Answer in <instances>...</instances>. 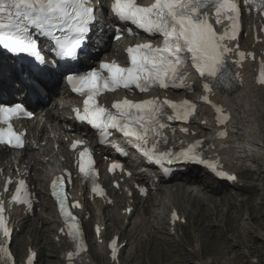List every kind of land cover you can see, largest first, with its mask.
Listing matches in <instances>:
<instances>
[{
	"label": "snow or ice",
	"instance_id": "1",
	"mask_svg": "<svg viewBox=\"0 0 264 264\" xmlns=\"http://www.w3.org/2000/svg\"><path fill=\"white\" fill-rule=\"evenodd\" d=\"M254 2V0H252ZM248 5L249 0H244ZM214 7L216 23L219 24L223 15L230 21L229 28L223 34H218L209 16L201 9ZM260 6L264 7V0ZM110 10L114 17L122 23H130L136 29L150 36L159 34L162 40L159 45L151 42L137 43L127 47L128 66H122L115 60L102 61L98 69H90L83 74H73L67 70V82L71 90L84 97L83 109H75V117L79 122L87 123L98 130L103 137L111 135L115 130L129 140L144 157L155 164L162 161L169 164L198 162L207 166L220 178L235 179L225 172L217 171V164L206 162L197 152L200 142L190 144L179 152L161 150L158 145L167 143V129L170 121L187 122L195 117L197 104L188 100L179 103L157 97L134 101L127 97L112 103L111 109L98 102V97L106 91L123 88L131 91H149L153 87L161 89H181L190 87L185 84L182 73L190 62L199 76L206 82L205 91H211L213 86L232 87L233 77L227 67V53L232 51L223 41L236 40L240 28L241 6L238 0H153L144 6L137 0H111ZM95 22L93 0H0V46L14 54H28L34 58L37 69L44 72L41 66L46 65L45 58L39 50L41 38H51L54 41L53 51L59 58L71 60L78 56V50L85 43ZM129 34L135 35L133 28L126 27ZM33 32L36 35H33ZM122 30L116 27L113 38L120 39ZM238 47V46H237ZM241 57L245 54L238 53ZM260 83L264 84V72ZM36 94H42L39 80L33 85ZM202 99L208 101V97ZM211 103V101H208ZM166 107L172 110L171 114ZM218 113V123L224 124L228 119L223 109L213 105ZM24 115L31 117L32 113L22 105L0 106V121L8 123L12 117ZM187 132L188 129H181ZM175 131L174 129L172 130ZM221 132L220 135H225ZM24 133L13 130L11 123L7 129L0 127V144L22 149ZM83 142L75 140L71 147L76 149ZM94 159L89 148L79 151V171L85 177H92V192L102 195V187L95 183L96 170ZM122 166L112 163L110 171ZM167 171V169L165 170ZM9 180L5 184L7 190ZM119 186V185H117ZM52 195L58 201L59 210L68 223V234L73 241H81L79 221L68 210L64 181L56 177L52 182ZM26 192L25 180L20 179L16 194L12 200L26 203L31 207V201L21 197ZM73 207L78 204L72 205ZM3 201H0V257L12 259L7 245L10 243L11 230L7 227ZM174 219L176 218L173 213ZM99 232V228H97ZM82 243L76 244V253L84 251ZM117 241L111 242V255L117 259ZM34 256V254H32ZM73 253H69V258ZM32 257H29L31 264Z\"/></svg>",
	"mask_w": 264,
	"mask_h": 264
},
{
	"label": "rangeland",
	"instance_id": "2",
	"mask_svg": "<svg viewBox=\"0 0 264 264\" xmlns=\"http://www.w3.org/2000/svg\"><path fill=\"white\" fill-rule=\"evenodd\" d=\"M250 73L251 72L245 73L241 83L243 92L237 94L235 106L238 111L236 114L242 116L243 128H250V126H252L257 135L262 136V134H264V118H261L260 115H264V96L259 93V90L253 89L255 84L254 87H252L249 82L245 80L246 77L252 75ZM243 119H245L246 123ZM253 161H247L246 164L253 168L255 172L242 173H245V176L249 177V180L253 183V185L251 184L253 187L248 186L246 189L247 192L241 194H237L230 188H223L224 191L227 190L231 192V195L229 196H231L234 203L232 201L233 205L229 202L228 204L226 202V204L221 203L222 207L219 208L218 217L214 218L215 215L212 216V219H217L218 228L216 227V230H212L214 227H209V221H207V219L201 223L200 218L197 216L199 211H203V206H207L209 210H212L213 208V203L207 199V196L213 194L205 189L206 195L204 201L201 203L199 202V205L190 204L189 199H186V195L176 193L174 187H171V193H166L165 196L167 197L168 202L166 201L164 206L166 207L172 202L173 205H178L182 212L187 216V222L179 232L178 240L167 235L166 231L165 233H162L164 230L163 228L159 230L160 232H157V228H153L154 230L152 231L150 222L146 225L142 224V226H138L137 228L133 218L129 225L124 228L122 221L117 222V213L110 210L108 213L113 217L111 218V222L108 221V226L110 227L108 231H112L114 227L118 228L121 231L122 239L128 240L131 244V249L124 250L123 248L113 264H178L179 259L184 257L189 258L191 255H194L195 257V264H264V231L259 228V226L264 228V156H260L257 161ZM38 167L40 168V171L35 177L38 178L39 183H42L44 180V172L53 168V163L47 162L45 165H38ZM40 179H42V181H39ZM221 187L222 186H220V188ZM254 187L257 190H253ZM38 189L42 195L44 206H40L35 217L45 218L48 222L45 220L44 222H47V224H41V220H39L34 226L37 228L43 226V228L41 229L42 231H37V233L34 232L35 229L33 230V228H30L29 226L26 227V229L20 234V237H17L14 243V248L19 254H23L25 245L32 240L31 245H35L40 249V253L42 254L40 258L42 260H47L44 264H61L57 251H55L51 244V236L54 233L52 213L50 209L47 208L49 205L43 198V186L39 185ZM190 192L191 191L189 190V193ZM188 196L191 197V194ZM212 197L214 202H220V195L217 194L216 197L215 195ZM193 199L194 198H192L191 201ZM141 208L142 207L139 205L137 212L140 213L142 211ZM158 212H160V209ZM155 215L157 216V211L155 212ZM146 217L147 220L152 219V213L149 212ZM123 222H125V220H123ZM247 227L255 233L253 234L254 236H252V233H250L251 236L246 234ZM210 231L214 232L211 233ZM150 236L151 238L148 239ZM152 236L155 237V239ZM253 237H259L260 242H257L255 245H261L262 247H260L261 249L256 254L249 253L250 250L244 245H241L237 252L230 250L231 246H233V248L235 247V249L238 248L236 247V240H246L247 243H249L247 245H252ZM101 250L104 249H96V247H94L90 253L95 258L97 264H112L107 261L106 255H103ZM235 253L238 255L242 254L243 256L235 258Z\"/></svg>",
	"mask_w": 264,
	"mask_h": 264
},
{
	"label": "bare ground",
	"instance_id": "3",
	"mask_svg": "<svg viewBox=\"0 0 264 264\" xmlns=\"http://www.w3.org/2000/svg\"><path fill=\"white\" fill-rule=\"evenodd\" d=\"M92 39H94V38H92ZM114 46H117V45H115L114 44ZM2 68H4L5 70H9V68L8 67H6V66H4V64L2 63V62H0V73H1V70H2ZM250 71H247L246 73H249ZM250 74H252V73H250ZM3 75V74H2ZM247 75V74H246ZM252 76L253 75H249V77H246V81L247 82H249V84L252 86V87H254L253 85H254V82H253V78H252ZM0 78H1V76H0ZM55 83H57V82H55ZM61 84H62V81H61ZM253 84V85H252ZM256 86V85H255ZM58 87H61L60 86V84H58ZM239 87H237L235 90H233V92H231L230 94H225V95H227L229 98H231L232 96H233V94H235V92L236 91H238L239 89H238ZM240 88L242 89V86L240 85ZM240 89V90H241ZM246 89V88H245ZM244 89V90H245ZM249 90V89H248ZM250 93V92H249ZM260 96V95H259ZM245 97V96H244ZM243 97V98H244ZM261 97V96H260ZM259 97V98H260ZM215 98H216V96H215ZM220 98V97H219ZM219 98H216V100L218 101V102H221V98L219 99ZM251 98V97H250ZM264 98V97H263ZM59 99L60 98H52L51 100H50V103H51V107H52V110H51V113H52V126H53V128H55L56 130H61V129H63V127H65V124H67V120H65V118H64V115H61V114H58V107H57V104H58V102H59ZM249 100V99H248ZM223 101V100H222ZM49 103V104H50ZM233 103V102H232ZM253 103V102H252ZM244 104V103H243ZM242 106V105H241ZM48 108V107H47ZM206 109V108H205ZM242 109V108H241ZM245 113V112H244ZM247 113V112H246ZM246 117V116H245ZM260 117L262 118H264V115L262 114V116L260 115ZM244 118V117H243ZM256 118V117H255ZM232 119H233V117H232ZM232 119L230 120V122H232ZM244 121H245V119H243ZM236 122H237V125L239 124V125H242V121L241 120H236ZM248 122H249V120H248ZM245 123H246V121H245ZM243 126L244 125H242V130H241V133L243 132V133H248L249 134V132H250V134L248 135V137H246V138H243L242 137V140H241V142H244L246 145H248L249 147H251L253 150H255V153H254V156H253V160L254 161H257L258 159H259V157L260 156H264V155H262V154H264V134H262V136H258L257 135V133H256V131L253 129V127L252 126H250V128L249 127H244L243 128ZM245 126H248V125H245ZM199 127H201V126H198L197 128H199ZM227 130V129H226ZM263 133H264V130H263ZM66 134L65 133H62V135H61V137L60 138H62L63 136H65ZM40 140H43V138L42 139H40ZM231 140H233V138H230L227 142H230ZM234 141V140H233ZM215 145L216 144H218V143H214ZM248 147V148H249ZM255 148H258V149H255ZM27 151H24L23 152V155H22V161H21V163L22 164H25L26 166L24 167V166H22V167H24V168H30V171H32L33 170V164H32V162H37V163H40V156H39V151H37V157H33V154L35 153V151L33 150V149H31L30 150V153H31V156L32 157H30V158H28V154L26 153ZM41 156H47L46 154H41ZM0 166L2 167V168H4V169H8L9 168V166H10V160H9V155L8 154H3V153H0ZM200 174L199 173H197V171H190L189 173H188V175H186V178H188V182H185V183H177L176 184V187H177V190L178 191H182V192H188L189 193V189H188V186L189 185H192V184H197V183H200V185H202V187H203V189H205V190H207L208 192H210L211 194H213V195H215V194H217V188H214V187H211L208 183H206L205 181H203L202 179H200ZM254 189H256L255 187L253 188V190ZM253 190H252V192H253ZM257 190V189H256ZM241 192H247V191H239V193L241 194ZM191 194V192L188 194V195H190ZM213 195H211V196H207V199H208V201H210L211 203H213V208H212V210L210 209H208L207 208V206H203V211H199V213H198V218H200V221H201V223H203L204 222V220L205 219H207V221H209L208 222V225H209V227L211 226V227H214V229L212 228V230H216V227H217V219H212V216H214L215 215V217L214 218H217L218 217V215H219V208L220 207H222V204L221 203H227L228 204V202L229 203H231L232 204V199H231V196H229V195H231V194H227L226 192L225 193H218V195H220V202H219V200H218V202L219 203H217V202H214V199H213ZM218 198H219V196H218ZM216 200V199H215ZM232 201V202H231ZM225 203V204H226ZM234 203V202H233ZM193 204H195V205H199V201L197 200V199H193L192 200V205ZM233 205V204H232ZM229 206V205H228ZM228 208V207H227ZM202 209V208H201ZM105 212H103V214H104ZM108 214V213H107ZM118 216H122V217H124L123 215H121V214H118ZM252 217V216H251ZM100 218V217H99ZM146 223H147V221L145 222V225H146ZM142 226V225H141ZM207 227V226H206ZM218 228V227H217ZM259 228H260V230H262V231H264V228H262L261 226H259ZM33 231V230H32ZM233 231V230H232ZM211 233H213L214 231H210ZM250 233H252V236H254L253 234H255V233H253V231L250 229V228H248L247 227V231H246V234H248L249 236H251L250 235ZM153 237V236H152ZM236 237V236H235ZM260 237H261V235H260ZM151 238V236L148 238V239H150ZM154 239H155V237H153ZM152 238V239H153ZM147 239V240H148ZM236 239V238H235ZM238 239V238H237ZM241 240V239H240ZM248 240V239H247ZM260 239H259V237H253V242H252V245H247V244H249V243H247V241L245 240H243V241H239V240H236V242H237V245H236V247H238V248H236L235 249V247L233 248V246H231V248H230V250L231 251H236L237 252V250H239V248L241 247V245L243 246H247L248 247V249L250 250V252L249 253H253V254H256L257 252H259V250L262 248L261 247V245H255V244H257V242H260L259 241ZM229 241V240H228ZM145 242V241H144ZM231 245V244H230ZM229 246V245H228ZM261 247V248H260ZM168 253V252H167ZM42 255V254H41ZM170 255V254H169ZM119 255H117V257H118ZM234 256H235V258H238V257H242L243 255L241 254H237V253H235L234 254ZM88 258H90L93 262H95V258L92 256V255H90ZM88 258H86V260H89ZM194 255H191L189 258L188 257H184V258H181V259H179L178 261V264H195L196 262H194ZM178 259V258H177ZM84 260V259H83ZM116 260V259H115ZM114 260V261H115ZM210 264H213V263H210Z\"/></svg>",
	"mask_w": 264,
	"mask_h": 264
}]
</instances>
